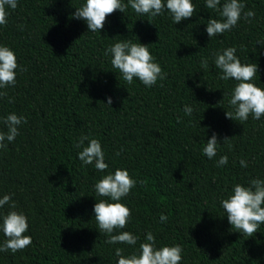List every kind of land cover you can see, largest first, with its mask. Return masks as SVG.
Segmentation results:
<instances>
[{
    "label": "trees",
    "instance_id": "trees-1",
    "mask_svg": "<svg viewBox=\"0 0 264 264\" xmlns=\"http://www.w3.org/2000/svg\"><path fill=\"white\" fill-rule=\"evenodd\" d=\"M0 264H264V0H0Z\"/></svg>",
    "mask_w": 264,
    "mask_h": 264
}]
</instances>
